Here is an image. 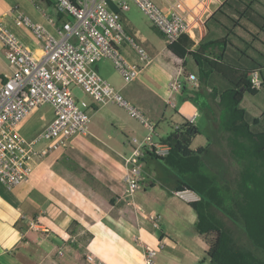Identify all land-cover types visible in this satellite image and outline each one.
Segmentation results:
<instances>
[{"label": "crops", "instance_id": "0c3cea01", "mask_svg": "<svg viewBox=\"0 0 264 264\" xmlns=\"http://www.w3.org/2000/svg\"><path fill=\"white\" fill-rule=\"evenodd\" d=\"M13 1L0 0V18L19 42L38 57L40 43L27 30L12 23L8 10ZM151 1L167 16L175 10L182 11L178 6L172 8L173 0ZM208 1L204 8L207 15L192 22L194 41L196 33L200 34V40L204 38L205 21L222 3V0ZM30 5V15H26L50 28L47 18L58 17L53 2L31 0ZM109 6L111 10L117 9L115 2ZM125 13H120L125 31L144 44L146 37ZM163 42L151 52L152 58L147 56L145 61L130 47L122 45V54L140 68L137 78L128 85L123 81L115 83L104 62L94 65L104 79L151 118L157 140L198 113L196 102L207 114L217 110L223 113L211 88L201 82L194 89L191 82L183 80L180 91L169 92L171 76L176 75L180 66L185 76H197L189 57L174 61L163 54L167 44ZM12 73L13 67L0 43V80L8 79ZM248 112L256 118L261 115ZM52 119L51 111L34 109L19 125V132L31 139ZM195 128L199 132L195 137L201 136ZM211 130L215 137L220 127L212 125ZM144 134L142 125L122 108L116 105L95 108L86 134L71 138L64 147L44 157L34 154L32 170L25 181L12 188L0 183V264H80L78 256L85 257L83 264H144V248H156L159 244L163 248L153 264H211L205 256L208 244L195 231V212L173 192V174L164 170L156 179L141 177L139 188L128 195L123 181L125 157L131 152L130 140L141 139ZM153 160L146 156L142 163ZM151 217H156L158 227L153 225ZM30 220L38 221L48 231L31 230Z\"/></svg>", "mask_w": 264, "mask_h": 264}, {"label": "built area", "instance_id": "2783aa9c", "mask_svg": "<svg viewBox=\"0 0 264 264\" xmlns=\"http://www.w3.org/2000/svg\"><path fill=\"white\" fill-rule=\"evenodd\" d=\"M51 1L62 16L60 19L47 18L52 32L33 21L17 5L8 10L14 24L27 30L41 44L38 57L25 48L0 19V43L9 65L13 67L12 75L0 80V183L12 188L25 181L31 173L34 154L44 157L48 152L64 147L71 138L86 134L95 108L116 105L145 130L141 139L130 140L131 152L125 157L123 181L130 196L140 186V167L145 154L164 157L169 147L155 138V124L151 118L104 79L94 65L108 61L126 85L139 75V66L131 63L120 50L125 44L141 61L147 60L145 51L127 34L120 19V13L129 11L130 4L142 12L167 44H172L182 35L193 39L192 22L207 15L208 10L204 8L209 1L173 0L172 8L178 6L182 11L175 10L170 16L151 0ZM110 2H115L116 10L110 9ZM183 80L191 82L192 88H199L198 79L192 74L185 76L180 66L176 75L171 76L169 92L180 91ZM249 81L252 89H261L257 72L249 75ZM73 88L86 95L90 103L78 100ZM44 104L51 107L52 121L35 137L22 136L18 129L21 122ZM195 118L194 114L186 122L194 125ZM176 195L188 203L198 200L189 191L177 192ZM150 219L158 227L156 217ZM28 225L34 231H48L35 220H30ZM162 248L161 244L156 248L145 247L142 251L144 264H153Z\"/></svg>", "mask_w": 264, "mask_h": 264}, {"label": "trees", "instance_id": "16d2710c", "mask_svg": "<svg viewBox=\"0 0 264 264\" xmlns=\"http://www.w3.org/2000/svg\"><path fill=\"white\" fill-rule=\"evenodd\" d=\"M210 26L217 33L211 34ZM204 27L200 42L182 35L166 44L163 54L174 61L189 57L198 81L218 98L224 115L221 139L236 169L225 180L204 172L210 146L190 148L199 132L186 121L160 139L169 147L166 156L147 152L145 157L172 170L174 193L198 197L188 205L196 214V233L208 244L205 256L211 264H264V112L256 118L242 107L245 94L255 97L264 91V0H222ZM253 72L261 79L260 90L251 88ZM77 259L83 264L85 257Z\"/></svg>", "mask_w": 264, "mask_h": 264}, {"label": "rangeland", "instance_id": "374dc122", "mask_svg": "<svg viewBox=\"0 0 264 264\" xmlns=\"http://www.w3.org/2000/svg\"><path fill=\"white\" fill-rule=\"evenodd\" d=\"M30 1L31 0H15V2L14 1L12 2V6L17 5L21 11H23L25 14L26 13L29 14L30 10L32 9L30 5ZM125 14L139 27L142 34L146 37V41L144 42V44H139V42L135 40V38H133L131 35L130 36L145 51L146 55L149 58H152L151 52H155L157 48H159L161 43H164L163 39L150 26L147 19L144 17L142 12L136 6L130 4V10L126 12ZM12 23L14 24L13 21ZM47 30L52 32L51 27L47 28ZM203 32H205V35H206L207 33L206 28ZM210 33L211 34L217 33L214 26H210ZM199 35L200 34L196 33V41L198 42L202 40V39L201 40L199 39ZM101 62L105 63L106 71L112 77L113 81L117 84H122V79L115 72V70H113V66L108 61H101ZM72 91L77 99L83 98L86 102L90 100L86 95L82 94L78 89L73 88ZM244 99L245 101L243 102V106L245 109H247L248 111H250L251 113L255 115L263 113V112L259 113V110H258L260 108L264 109V91L263 90H260V94L256 97H251L248 94H245ZM195 104L198 106V110H197L198 113H196L197 115L195 114L196 115L195 127L199 129L201 136L194 137L191 147L193 149H197L198 147L206 146L207 143H209L210 144L209 151L203 157L202 170L210 174H215L221 177L223 180H225L230 174H232L233 171H235L236 166L227 157V153H226L227 149L225 147L224 141L221 139L220 130H218V132L215 133V137H212L213 131L211 130L212 125L214 127L221 126L224 115L223 113H219L218 112L219 110L214 111L213 114H207L204 111V108L202 107V105L199 104V102L198 103L196 102ZM39 108H40V111L42 112L48 113L51 111V107L46 104L42 105ZM164 170L174 175L172 170H170L162 162L156 161V160L147 161L146 163H141L140 178L145 177V176H151L156 179L159 176V174H162Z\"/></svg>", "mask_w": 264, "mask_h": 264}]
</instances>
